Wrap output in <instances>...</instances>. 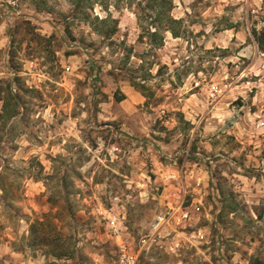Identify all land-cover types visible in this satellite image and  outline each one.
<instances>
[{
	"label": "rangeland",
	"instance_id": "374dc122",
	"mask_svg": "<svg viewBox=\"0 0 264 264\" xmlns=\"http://www.w3.org/2000/svg\"><path fill=\"white\" fill-rule=\"evenodd\" d=\"M145 3L0 0V264H118L170 207L140 264H264V0H173L161 45Z\"/></svg>",
	"mask_w": 264,
	"mask_h": 264
},
{
	"label": "trees",
	"instance_id": "16d2710c",
	"mask_svg": "<svg viewBox=\"0 0 264 264\" xmlns=\"http://www.w3.org/2000/svg\"><path fill=\"white\" fill-rule=\"evenodd\" d=\"M75 6H80L81 3L85 0H70ZM94 1V0H91ZM145 6L151 11L149 13V17H150V23H149V27H147L146 29V33L153 38V40L157 41L158 45H161L163 43V35L162 33H160L161 28L163 31H169L171 33V35L173 37H177L179 36L180 32L177 28V26H179L180 24V20L174 18L170 11L172 8V2L173 0H145ZM116 30V27H114L111 30V33H113ZM253 36H254V40L257 44V47L260 51L264 52V23L261 26V28L259 30L253 29L252 30ZM18 79V77H16ZM133 85L135 86H139V88H141V91L144 92V85L141 83H137L135 81H133ZM8 97L7 98H2L3 99V104H2V111L6 112L8 111V100H11L14 102V104H16V106L18 105V102L15 100L14 97L11 96V91L10 89H8ZM143 95H145V93H142ZM115 97L117 100H121L124 98V95L122 93H115ZM11 110V109H9ZM17 113V109H13L12 111H9V115H15ZM223 210V206L222 204L220 205V211ZM231 211H233V208H231ZM30 231L31 233L34 234V239L39 238L40 235L37 234L36 232V228H34L33 225H31L30 227ZM45 237H42V239ZM41 239V240H42ZM32 242V241H31ZM34 242V240H33ZM56 256L60 257V256H66L68 255V251L64 250L62 248H59L58 251H56L54 253ZM249 264H262L261 261L256 260L253 261H249Z\"/></svg>",
	"mask_w": 264,
	"mask_h": 264
},
{
	"label": "built area",
	"instance_id": "2783aa9c",
	"mask_svg": "<svg viewBox=\"0 0 264 264\" xmlns=\"http://www.w3.org/2000/svg\"><path fill=\"white\" fill-rule=\"evenodd\" d=\"M259 55L264 58V52L259 51ZM264 64V63H263ZM243 73V72H242ZM242 73L240 76L237 77L236 81L240 80L242 78ZM224 90L222 87L219 86L218 83L212 82L208 85L206 93L207 98L214 101L217 100L219 97H221L224 93ZM180 209V218L181 219H187L189 216V211L184 208ZM174 211L173 207H170L167 211L164 213H159L156 215L154 221L152 222V234L151 236L142 237L139 240L138 247H134L128 239L120 238L117 242V262L118 264H140V255L145 248V245L149 240H154V233L158 230V228L163 225L165 222L168 221L169 217L172 215ZM179 218V219H180ZM110 227L113 229L114 232H117L118 230V223L116 222V218L113 216L110 220ZM199 237L203 238V234L200 232Z\"/></svg>",
	"mask_w": 264,
	"mask_h": 264
},
{
	"label": "crops",
	"instance_id": "0c3cea01",
	"mask_svg": "<svg viewBox=\"0 0 264 264\" xmlns=\"http://www.w3.org/2000/svg\"><path fill=\"white\" fill-rule=\"evenodd\" d=\"M232 34L233 35H236L237 37L239 36L240 32H234V30L232 31ZM224 37V33H217L215 35H210L208 36L207 35V40H204L206 42V46L207 47H212L213 45H216L218 47H222V48H225L227 45H225L226 43V37ZM176 38H179V37H176ZM225 42V43H223ZM245 52H242L240 53L241 56H244V57H249L250 54L252 53L250 50L248 51V46H245ZM253 60H252V63H254V70H255V74L258 75V74H262L264 73V58H262L260 55H259V49L258 47L256 46L255 50L253 51ZM259 81H260V84H263L262 83V78H258ZM10 251V249H8ZM8 251V252H9ZM0 252L2 253H6V251H1ZM12 254H15L16 256H18L17 253L15 252H12L10 251ZM0 253V254H1ZM9 263L10 264H41V259H37V260H31L30 258H25L23 255L21 257V259H19L18 257H14V259H10L9 260Z\"/></svg>",
	"mask_w": 264,
	"mask_h": 264
}]
</instances>
